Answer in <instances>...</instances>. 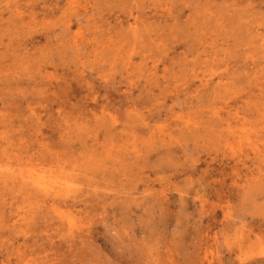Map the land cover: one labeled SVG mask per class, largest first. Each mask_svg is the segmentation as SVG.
Segmentation results:
<instances>
[{
    "label": "rangeland",
    "instance_id": "obj_1",
    "mask_svg": "<svg viewBox=\"0 0 264 264\" xmlns=\"http://www.w3.org/2000/svg\"><path fill=\"white\" fill-rule=\"evenodd\" d=\"M262 261L264 0H0V264Z\"/></svg>",
    "mask_w": 264,
    "mask_h": 264
},
{
    "label": "bare ground",
    "instance_id": "obj_2",
    "mask_svg": "<svg viewBox=\"0 0 264 264\" xmlns=\"http://www.w3.org/2000/svg\"><path fill=\"white\" fill-rule=\"evenodd\" d=\"M36 178V177H35ZM42 178V177H41ZM44 178V177H43ZM45 179V178H44ZM50 179V178H49ZM38 180V179H37ZM48 180V179H47ZM35 182V181H34ZM42 182V181H41ZM44 182V181H43ZM42 182V183H43ZM47 183H45V185H46ZM6 185V184H5ZM51 185V184H50ZM35 186V185H34ZM38 186V185H37ZM45 187H47V186H45ZM48 188V187H47ZM45 189V188H44ZM48 191V190H47Z\"/></svg>",
    "mask_w": 264,
    "mask_h": 264
},
{
    "label": "snow or ice",
    "instance_id": "obj_3",
    "mask_svg": "<svg viewBox=\"0 0 264 264\" xmlns=\"http://www.w3.org/2000/svg\"><path fill=\"white\" fill-rule=\"evenodd\" d=\"M261 264H264V261H262Z\"/></svg>",
    "mask_w": 264,
    "mask_h": 264
}]
</instances>
